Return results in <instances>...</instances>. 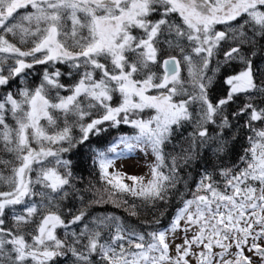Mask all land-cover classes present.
Wrapping results in <instances>:
<instances>
[{
	"label": "snow or ice",
	"instance_id": "obj_1",
	"mask_svg": "<svg viewBox=\"0 0 264 264\" xmlns=\"http://www.w3.org/2000/svg\"><path fill=\"white\" fill-rule=\"evenodd\" d=\"M258 56L264 60V0H0V88L17 78L25 82L0 93V147L13 157L0 159L7 170L0 171V185L8 189L0 190V264H62L61 258L66 264H192L189 257L196 264H264V127L254 123L264 125ZM236 62L242 67L230 74ZM37 65L44 66L42 78L27 86ZM218 74L227 87L223 96L215 87ZM74 75L73 83L61 82ZM145 110L154 114L140 118ZM132 113L137 118L130 120ZM106 123H130L138 131L106 150L91 149L103 187L90 182L95 198L85 202L73 161L63 157L91 146L90 137L106 131ZM186 125L192 128L187 147L165 163V146ZM241 138L248 147L236 164L224 165ZM149 148L155 155L149 179L110 171L117 157ZM206 149L220 163L208 168ZM197 163L202 170L188 199L177 191L182 183L187 189L181 168ZM173 193L182 206L162 226ZM71 197L81 203L75 211L62 207ZM101 203L126 206L133 217L153 212L142 221L152 230L139 231L115 214L86 219ZM177 231L183 243L173 255L169 236Z\"/></svg>",
	"mask_w": 264,
	"mask_h": 264
},
{
	"label": "trees",
	"instance_id": "obj_2",
	"mask_svg": "<svg viewBox=\"0 0 264 264\" xmlns=\"http://www.w3.org/2000/svg\"><path fill=\"white\" fill-rule=\"evenodd\" d=\"M31 10V9H29ZM23 11V10H21ZM218 29L222 28V26H217ZM134 35H138L139 30H134L133 31ZM175 54V53H172ZM222 58V57H221ZM256 63H260L264 65V60H261V58L258 56L256 58ZM215 66V62L209 66V75L212 74V68ZM57 67H60L62 72H67L68 71V65H57ZM242 65H240L238 62L233 63L232 66L228 69L229 73H233L235 71H239ZM44 66L43 65H37L35 66L34 70H32L28 77H27V86H35L37 85L41 78H42V71H43ZM51 70V69H49ZM159 71H162V69H159ZM99 75V74H97ZM182 76H186V69L182 65ZM76 79H78V75H74L73 77L69 78L67 76H63L61 78V82L65 84H71L73 83ZM25 82H22L20 78H17L15 82H13L7 89L0 88V93H3L4 91H17L19 88L24 87ZM215 87L217 89V92L219 95L223 96L226 91L227 87L223 84L222 80L220 79V74L217 75L216 77V84ZM61 95H68L69 93L66 90H60ZM149 94H156V90H151ZM119 97L116 96L114 98L113 104L115 105L118 103ZM231 111V109H229ZM54 116L57 115V113H53ZM147 116H150L149 110H145L143 113H140V118H146ZM136 116H130L129 119H136ZM7 123L9 124H14V121L10 116L6 117ZM42 124H45V121H41ZM58 123L60 121L58 120ZM241 123H243V118H241ZM255 126L257 128L264 127L260 122H254ZM62 126V124H61ZM106 131L102 132L99 136H91V146L88 144H85L82 148H78L73 150L72 153H66L64 154V159H71L73 161V173L77 179L76 181V186L78 189H80L79 195L84 196L85 202L88 200L94 199L95 196L93 195L92 192L88 191L87 189L89 188L90 182L92 185H94L96 188H102L103 187V181L100 180L99 176V167L97 164H93V158H94V153L91 151V149H100V150H106L112 143H114L118 137L120 136H131L135 135L137 133V129H135L130 123L129 124H123L121 123L118 126L110 127L107 123L103 126ZM53 129L48 128V131L51 132ZM192 131V128L190 126H185L184 128L180 129L176 135L174 136L173 140L171 143H168L165 146V154H166V160L165 163H168V154L175 155L180 152L181 146L187 147V144L184 140L185 137L188 136V133ZM72 134L74 136H79V130L78 128H74ZM2 144V142H0ZM33 147H36L35 143H33ZM53 148L56 147V145L52 146ZM120 148L123 147V145L119 146ZM248 147V142L247 140L241 138L238 140V142L235 145V149L233 152L229 153L228 157L225 158L222 163L226 166H232L233 164H236L238 162V158L240 155L243 154L244 148ZM119 151V149H118ZM110 155H115V154H110ZM126 155V154H125ZM204 159L207 161V167L211 168L213 163H220L215 160V157L212 155V152L210 149L204 150L202 153ZM119 156L117 158L123 157ZM116 158V159H117ZM0 159L3 160H11L13 157L11 154L5 152L2 147H0ZM49 160L52 158L49 157ZM115 159V160H116ZM51 166V165H48ZM163 171H166V169H162ZM202 170V164L197 163L193 165L192 167H183L181 168V176L187 180V189L184 187L183 183L177 186V191L180 193H185V198H190L191 197V192H194L196 190V182L199 179L198 173ZM0 171H5V174H7V170L4 169V166L0 164ZM111 171V169H110ZM33 178L35 177L36 173L33 172ZM219 178V177H218ZM0 190L7 191V187L4 185H0ZM190 190V191H189ZM124 199L128 200L129 204H137L140 205L141 201L138 198H133L130 196H125L123 197ZM37 200L38 198H33ZM182 204L180 202V198L175 195V193L172 194V198L168 202L166 206V215L162 218L161 224L162 226H167L171 218L175 215L176 210L181 207ZM62 207L66 208H72L73 211L81 207V203L77 197H71L70 199L66 200L63 202ZM23 206H17V211H22ZM101 214H115L119 217H121L124 222L132 227L137 228L139 231H150L152 230L148 225H145L142 223L144 220H151L154 213L149 212V211H142L138 217H133L129 215V212L126 211V206L124 207H119L117 208L115 205L111 203H101V204H96L92 205L88 209V217L86 219H90L92 216L96 215H101ZM70 217L65 216V220L69 219ZM6 224L10 227L11 226V212H8L7 219H6ZM75 227V226H73ZM79 231V229H77ZM57 235L61 238H64V229L62 228H57L56 230ZM127 246V245H126ZM62 264H66V262L61 258Z\"/></svg>",
	"mask_w": 264,
	"mask_h": 264
},
{
	"label": "rangeland",
	"instance_id": "obj_3",
	"mask_svg": "<svg viewBox=\"0 0 264 264\" xmlns=\"http://www.w3.org/2000/svg\"><path fill=\"white\" fill-rule=\"evenodd\" d=\"M149 113L150 115L154 114L152 110H149ZM131 115L136 116L134 113L130 114V116ZM148 117L149 116L144 119H147ZM154 163L155 155L150 148L146 151L137 149L131 154H126L123 157L117 158L111 171L118 170L122 173H127L128 175L143 176L145 177V180H147L151 177V166ZM125 182L131 183L127 179H125ZM169 242L171 244L172 254L175 255L176 244L183 243V233L181 231L176 232L175 238L169 236Z\"/></svg>",
	"mask_w": 264,
	"mask_h": 264
},
{
	"label": "flooded vegetation",
	"instance_id": "obj_4",
	"mask_svg": "<svg viewBox=\"0 0 264 264\" xmlns=\"http://www.w3.org/2000/svg\"><path fill=\"white\" fill-rule=\"evenodd\" d=\"M219 179V178H218ZM191 198V197H190ZM189 198V199H190ZM176 213V212H175ZM182 224H183V222H181ZM178 232V231H177ZM188 235H189V237H191V235H192V232L190 231L189 233H188ZM261 244H264V239H262L261 241H259ZM193 250L194 251H198L199 249H198V247L197 246H194V248H193ZM214 251H220V249L219 248H214ZM232 251H235V249L233 248L232 249ZM245 254L246 255H252V253H250V252H248L247 251V247L245 248ZM189 259H191L192 260V264H196V262H195V259L194 258H192V257H189Z\"/></svg>",
	"mask_w": 264,
	"mask_h": 264
}]
</instances>
